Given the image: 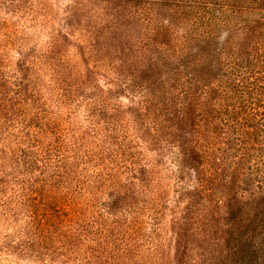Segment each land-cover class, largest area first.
Returning <instances> with one entry per match:
<instances>
[{"label":"rangeland","instance_id":"obj_1","mask_svg":"<svg viewBox=\"0 0 264 264\" xmlns=\"http://www.w3.org/2000/svg\"><path fill=\"white\" fill-rule=\"evenodd\" d=\"M221 1L0 0V158L33 161L0 173V264H264V185L195 114L217 46L264 40Z\"/></svg>","mask_w":264,"mask_h":264},{"label":"trees","instance_id":"obj_2","mask_svg":"<svg viewBox=\"0 0 264 264\" xmlns=\"http://www.w3.org/2000/svg\"><path fill=\"white\" fill-rule=\"evenodd\" d=\"M244 2L245 0H222L217 4L223 9L219 11L221 15L217 18L212 16L211 22L217 21L216 28L220 23H231L232 21L227 19L229 15L234 19H245L249 24L247 28H250L252 33L259 30L264 34V0H252L250 7L240 6V4L244 5ZM205 5V8L208 7L207 4ZM207 11L210 12L209 9ZM213 32V30L205 31V34L211 36ZM205 42L211 45L214 40L206 37ZM214 51L219 53L218 63H216L218 66L216 71H210L208 76L213 75L215 79L199 87V95L195 101L197 118L205 119V122L199 120L198 127L202 129L207 122L205 126L210 131L208 136L200 137L203 152L209 156L213 153L211 151L215 149L216 142H219L221 138L215 136V132L218 131V127H221L225 130L222 134L226 138L223 142L226 149L222 159L227 163V167L233 173L245 163L250 162L253 169H249L252 170V179L248 182L263 186L264 176L257 178L254 174L262 167L264 169V120H260L264 119V40L259 38L255 43L251 42L248 45H241L234 41L230 47L228 44H221ZM7 55L5 54V60ZM0 94L7 96L6 89H1ZM188 95L187 99V94L184 92L180 99L177 98L182 107L181 111L193 100L189 93ZM1 139L4 143L7 142L5 138ZM3 149H7V156H9L7 160L0 158V173L3 177L8 178L16 171L20 172L23 169L27 171L32 167L33 161L28 167H26V161L22 163L18 157L21 150L14 148L10 142ZM31 179L30 177L27 180L31 181ZM5 182H7L5 186H8L11 181L9 179ZM199 187L201 188L200 184ZM3 189H0V192Z\"/></svg>","mask_w":264,"mask_h":264}]
</instances>
